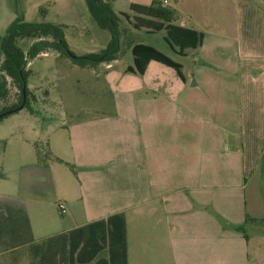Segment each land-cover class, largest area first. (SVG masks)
Wrapping results in <instances>:
<instances>
[{
	"label": "crops",
	"instance_id": "0c3cea01",
	"mask_svg": "<svg viewBox=\"0 0 264 264\" xmlns=\"http://www.w3.org/2000/svg\"><path fill=\"white\" fill-rule=\"evenodd\" d=\"M47 2L70 12L83 4ZM21 7L24 16L27 3ZM169 8L174 23L203 33L201 44L179 55L163 30L173 55L146 44L180 63L182 76L156 60L142 74L127 72L133 57L119 66L121 51L98 64L109 108L44 128L47 161L33 150L19 157L22 140L10 139L11 125L0 121V260L250 264L245 225L264 219L256 214L263 207L256 196L264 179V0H174ZM139 39H129L128 51Z\"/></svg>",
	"mask_w": 264,
	"mask_h": 264
},
{
	"label": "rangeland",
	"instance_id": "374dc122",
	"mask_svg": "<svg viewBox=\"0 0 264 264\" xmlns=\"http://www.w3.org/2000/svg\"><path fill=\"white\" fill-rule=\"evenodd\" d=\"M40 0H0V30L7 26L14 18L6 17V8L15 11L16 6L22 12V3L26 2L27 7L24 19L26 21L39 22H72L71 25L64 29L65 38L71 51L76 55H83L88 52H95L104 47V40L110 36L107 30L97 26L87 10L85 1L82 5L76 3L73 12L65 10L71 9L72 6L58 5L56 9L52 2L47 0L41 1V6L46 9L45 16L35 8V3ZM25 4V3H24ZM128 0H116V8L130 12ZM62 5V4H61ZM166 5L174 6V0H167ZM64 9V10H62ZM14 13V12H13ZM71 18V19H70ZM125 21L121 22V27ZM61 24V23H60ZM130 34L128 28H124V34L120 38L121 55L124 56L119 62V66L131 63L132 54L128 51V41L132 36L140 38L144 43L157 44L168 54H172L167 44L163 43L161 33H145L143 30H132ZM134 38V37H133ZM127 41V42H126ZM32 39H23L19 46L26 50L31 44ZM29 76L28 84H31V91L35 93L36 101L31 103L30 112L27 108L21 109L19 118H9L11 120H2V123L11 125L9 138L18 137L22 140V148L19 150V157H27L34 152V158L40 157L42 161L48 160L49 149L48 139L43 137L44 128L59 129L74 118H83L86 113L100 112L109 108V94L107 84L103 75H99L100 68H82L74 64L67 56H60L55 51H48L32 59L28 63ZM16 89L11 87L12 96ZM32 92V93H33ZM14 99V98H13ZM18 113V112H16ZM15 113V114H16ZM13 115V114H12ZM11 116V115H10ZM16 117V116H12ZM10 121V122H6ZM35 127L38 135L33 134L32 127ZM38 147L34 145V141ZM13 150V147H10ZM1 154V153H0ZM1 156V155H0ZM1 172V170H0ZM259 196H256L263 203V207L256 213L259 216L264 214V179L260 180ZM257 202V206H258ZM248 225V226H247ZM245 225L248 236V255L250 264H264V222L258 224ZM254 225H257L256 228ZM0 264H13L9 259H1ZM19 264H26L20 262Z\"/></svg>",
	"mask_w": 264,
	"mask_h": 264
},
{
	"label": "trees",
	"instance_id": "16d2710c",
	"mask_svg": "<svg viewBox=\"0 0 264 264\" xmlns=\"http://www.w3.org/2000/svg\"><path fill=\"white\" fill-rule=\"evenodd\" d=\"M84 1L92 19L99 28L109 32L110 39L100 50L83 55H76L69 48L64 33V29L67 28L65 24L26 21L19 6H16V16L7 25L5 31L0 33V114L10 111L2 115L0 121L19 111L18 107L23 101V90L26 98L21 109L27 108L33 112L31 103L36 99L27 85L28 63L32 59L48 51H55L60 56L69 57L74 64L82 68H94L102 62L115 60L121 51L120 38L124 34L121 22L123 21L135 29H145L151 33L163 30L164 40L179 55H184L188 49L197 48L202 42V32L174 23L175 10L163 6L157 0L148 5L131 3L129 8L132 15L121 11L116 12L111 3L106 0ZM39 12L42 16L46 15V9L43 7L39 8ZM23 39H32L26 50L19 46ZM130 51L133 64L126 68L127 72L142 74L148 62L156 60L174 68L182 76L181 64L151 44L135 42L131 44ZM11 87L16 89L13 96ZM252 220L264 222V219ZM235 229L242 231L244 237H247L244 225L235 226Z\"/></svg>",
	"mask_w": 264,
	"mask_h": 264
},
{
	"label": "water",
	"instance_id": "95a60500",
	"mask_svg": "<svg viewBox=\"0 0 264 264\" xmlns=\"http://www.w3.org/2000/svg\"><path fill=\"white\" fill-rule=\"evenodd\" d=\"M25 93H24V90H23V101H22V103H21V105L18 107V109L20 110L22 107H23V105H24V102H25ZM10 111H7V112H5V113H9ZM5 113H1L0 114V117L2 116V115H4Z\"/></svg>",
	"mask_w": 264,
	"mask_h": 264
},
{
	"label": "built area",
	"instance_id": "2783aa9c",
	"mask_svg": "<svg viewBox=\"0 0 264 264\" xmlns=\"http://www.w3.org/2000/svg\"><path fill=\"white\" fill-rule=\"evenodd\" d=\"M58 208H59V210H60L61 213L64 212V205H63L62 203H60V204L58 205Z\"/></svg>",
	"mask_w": 264,
	"mask_h": 264
}]
</instances>
